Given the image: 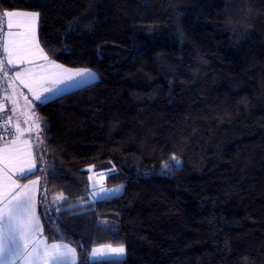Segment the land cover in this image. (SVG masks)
<instances>
[{
    "label": "trees",
    "instance_id": "trees-1",
    "mask_svg": "<svg viewBox=\"0 0 264 264\" xmlns=\"http://www.w3.org/2000/svg\"><path fill=\"white\" fill-rule=\"evenodd\" d=\"M5 10L39 11L47 57L98 74L40 107L2 69L41 124L45 151L24 179L41 178L50 240L79 264H264V0H0ZM90 165L116 167L106 184L124 190L69 207L89 200ZM101 244L127 255L91 260Z\"/></svg>",
    "mask_w": 264,
    "mask_h": 264
},
{
    "label": "snow or ice",
    "instance_id": "snow-or-ice-1",
    "mask_svg": "<svg viewBox=\"0 0 264 264\" xmlns=\"http://www.w3.org/2000/svg\"><path fill=\"white\" fill-rule=\"evenodd\" d=\"M38 12L25 11H3V18H6L8 29L3 41V52L7 54L9 65L16 63H32L30 59L36 52L40 58L47 61V66L40 65L41 72L37 73L31 68H25L17 72L14 79H20L25 87L33 93L34 100L40 107L55 102L57 99L71 94V91L78 88L81 83L89 79H96V74L88 69H70L55 60H49L44 54L43 48L37 42ZM0 25V30H2ZM12 29L19 31L13 32ZM65 54H71L65 50ZM4 61L0 60V69H3ZM37 84L26 82L25 78ZM38 119V118H37ZM47 130V122H43ZM36 123V128H40ZM17 133L20 128L17 125ZM16 140L11 141L15 146ZM26 143V142H25ZM12 148L5 146L0 149L4 153L3 166L0 167V264H78L75 248L66 243H47L43 238L41 222L36 213V197L38 180H29L27 184L20 183L21 179L34 173L36 160L32 153L28 152V159L19 164H10ZM173 161L178 165L180 162L175 156ZM167 168L168 166L165 165ZM110 171H115L112 168ZM104 177L106 173H99ZM92 180V177H88ZM95 187V184H93ZM101 188L96 196L106 195L109 191ZM60 201L65 198L61 195ZM126 249L123 245L112 247L102 245L91 249V258L100 259L108 255H123Z\"/></svg>",
    "mask_w": 264,
    "mask_h": 264
},
{
    "label": "crops",
    "instance_id": "crops-1",
    "mask_svg": "<svg viewBox=\"0 0 264 264\" xmlns=\"http://www.w3.org/2000/svg\"><path fill=\"white\" fill-rule=\"evenodd\" d=\"M7 11H25V12H34V11H31V10H7ZM0 20L1 22L4 21V25L6 27V18H3V13L0 14ZM3 20V21H2ZM40 25V15H39V19H38V23H37V29ZM6 30H8L6 28ZM13 32L15 31H19L18 29H12ZM7 33V31H5V34ZM5 34H4V37H5ZM40 38V37H39ZM4 41V39H3ZM3 41H2V44H1V47H0V52L2 53L1 54V59L2 61H4V65L6 67L7 66V59H8V56L6 53L3 52ZM39 45L41 48L42 47V44L40 42V39H37ZM44 50V49H43ZM44 54H45V51H44ZM32 60V63H22L20 65H17L15 66L14 68V77L16 76V73L17 72H22L25 68H31L33 69L35 72L39 73L41 72V68H40V65H45L47 66L48 62L41 59L40 58V54L38 52H36L31 58ZM49 60H53V59H50ZM57 64H61L63 65L64 67L66 68H70V69H73V70H76V69H88V68H72V67H69V66H66L60 62H57L55 61ZM22 67V68H21ZM90 71H92V69H88ZM0 71H2V69H0ZM96 74V79H89V80H86L84 81L83 83H81L79 85L82 86V85H85L87 83H90L92 81H95L98 79V74L95 72V71H92ZM24 88H26L27 90V93L29 95V97L32 99V101L34 100V96H33V93L31 91H29V88L28 87H25V83L21 82L20 79H16ZM26 82L32 84L33 88H37L38 85L33 83L30 79H28L27 77L25 78ZM1 92V90H0ZM1 95L5 98L4 94L1 92ZM6 99V98H5ZM30 99V100H31ZM7 101V100H6ZM6 103V102H5ZM5 111V110H4ZM6 113H8L9 115H12L10 112L8 111H5ZM14 124L17 128V124L16 122L14 121ZM20 128V127H19ZM13 140H16L17 143L15 146L11 145V141ZM26 142V143H25ZM5 146H8L9 148H12L13 151L11 152V155H10V164H19L21 162H24L28 159V152H31L32 153V158H34L36 160V169H34V171H36L40 165V157H39V154L41 153L40 152V148L37 147L38 145H36V141H35V138H33V136H23L22 135V131L20 129V132L17 133L14 137H12L11 139L7 140V141H2L0 142V149H3L5 148ZM3 156H4V153L3 152H0V167L3 166ZM107 179V178H106ZM29 180H38L39 183L37 185V190L35 192V197H36V213H37V216L39 217L40 219V222H41V227H42V230H43V222H42V219H41V216H40V213H39V203H40V195H41V192H42V181H41V178L40 177H34V178H29V179H21L20 180V183H23V184H27L29 182ZM57 195H54L51 197V201L52 203H61L63 201H60L57 197ZM96 199L94 198L93 194H90L89 195V200H85V201H80L72 206H69V207H75V206H84V205H87L89 203H92L93 201H95ZM43 238L46 240L47 243L51 244V243H66L68 244L70 247L72 248H75L71 243L67 242V241H64V240H57V241H52L50 240L45 234H44V230H43ZM102 245H111V246H120V245H114V244H101V245H96L94 246L93 248H97V247H100ZM76 249V248H75ZM77 252V250H76ZM126 252V251H125ZM126 257V256H125ZM123 257V258H125ZM90 259L91 260H103L105 258H100V259H92L91 256H90ZM109 259H121V258H109ZM77 261H78V264H79V256H78V252H77ZM17 264H23L22 261H19L17 262Z\"/></svg>",
    "mask_w": 264,
    "mask_h": 264
},
{
    "label": "rangeland",
    "instance_id": "rangeland-1",
    "mask_svg": "<svg viewBox=\"0 0 264 264\" xmlns=\"http://www.w3.org/2000/svg\"><path fill=\"white\" fill-rule=\"evenodd\" d=\"M31 11L39 13V11H36V10H31ZM0 25L3 26L2 30H0V47H1L2 41L4 39L5 31H8V30H6V27L4 25V21L1 22V20H0ZM37 39H40L39 38V27L37 29ZM20 64H22V63H16V64H12V65L7 64V66L11 71H13L15 69L14 67L17 65H20ZM92 71H94V70H92ZM0 90L4 94V96L7 100L6 103H4L2 110L8 111L12 114L11 117L16 122V124L20 127L23 136H28V137L33 136V138H35L36 145H38L37 147L40 148V152L42 153L43 151H45V146H44L43 138L41 135V126L39 129L36 128V123H39V122L35 121V118H34L35 114H34V110H32V105H31L32 103L29 102V100L26 99V97L20 98L16 94V92L9 86L8 82L5 80L2 71H0ZM32 115L34 117H31ZM112 168L117 170L116 167H114V166L111 168H108V169H99V168H96L94 165H90L88 167L89 175L92 177V180H90L91 189H92L91 194H93V196L96 200L119 194L124 190L123 186H112V187H110L106 184V178L108 177V175L111 172H114V171H110ZM99 173H106V175L104 177H101L99 175ZM93 184H95V187H93ZM101 188L107 189V190L119 188L120 190L116 191V192L109 191L106 195H101L99 197L94 195V193L99 192ZM61 195L65 199L67 198V196L64 194H57L56 197L58 198ZM123 246L126 249V252L123 255H108V256H105L103 258L109 259V258H123V257H125L127 255V248L125 245H123ZM112 247H118V246H112Z\"/></svg>",
    "mask_w": 264,
    "mask_h": 264
},
{
    "label": "built area",
    "instance_id": "built-area-1",
    "mask_svg": "<svg viewBox=\"0 0 264 264\" xmlns=\"http://www.w3.org/2000/svg\"><path fill=\"white\" fill-rule=\"evenodd\" d=\"M6 99L0 92V142L7 141L17 134L16 126L11 115L2 110Z\"/></svg>",
    "mask_w": 264,
    "mask_h": 264
}]
</instances>
